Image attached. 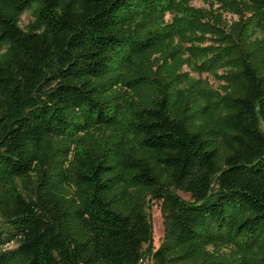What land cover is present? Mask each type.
<instances>
[{"label":"trees","instance_id":"1","mask_svg":"<svg viewBox=\"0 0 264 264\" xmlns=\"http://www.w3.org/2000/svg\"><path fill=\"white\" fill-rule=\"evenodd\" d=\"M205 1L0 0V264H142L156 199L155 264H264V0Z\"/></svg>","mask_w":264,"mask_h":264},{"label":"rangeland","instance_id":"2","mask_svg":"<svg viewBox=\"0 0 264 264\" xmlns=\"http://www.w3.org/2000/svg\"><path fill=\"white\" fill-rule=\"evenodd\" d=\"M188 2L190 6L194 7H206L207 3L205 0H172V6L169 10H165L164 13L158 14L156 17L152 19L150 24L152 25H161L164 23L171 22L173 11H176L179 3ZM226 19H230L232 16L228 13L224 14ZM33 21V15L31 10L23 11L19 15L18 25L22 29H26L28 24ZM255 35L263 36V31H258ZM175 41L181 44H184L183 38L179 36H175ZM166 42V41H165ZM6 51L5 45H0V56L4 54ZM226 66L213 67L210 70L201 71V72H192L190 74V78L184 83V87H190L194 85V89L198 92L202 104H204L207 109H210V106L214 104L215 101L217 103H221L222 100L226 97L225 87H231L224 77H221L222 73H224ZM126 96L127 92H123ZM129 93V92H128ZM214 116H218L223 113V109L218 108L213 112ZM130 116V106L126 104L125 107L121 108L119 113L118 121L112 126L99 127L94 128L92 131L94 133L100 134L108 133V134H116L121 136L124 140H128L130 142H134V137L132 133L127 128L126 119ZM13 185L15 188L22 194L26 192V182L20 178L15 177L13 179ZM72 187L69 184L63 183L61 185V192L66 195L71 193ZM176 193L184 199L189 200L190 196L188 193L176 190ZM149 214L152 223V239L150 246L144 245V256L142 259V264H155L152 257L151 251L156 248L163 237V207L162 200L156 199L150 202Z\"/></svg>","mask_w":264,"mask_h":264}]
</instances>
